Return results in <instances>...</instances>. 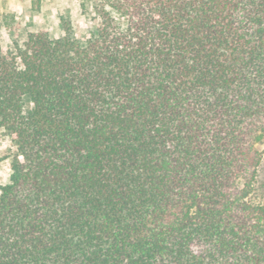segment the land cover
Listing matches in <instances>:
<instances>
[{
  "label": "trees",
  "instance_id": "trees-1",
  "mask_svg": "<svg viewBox=\"0 0 264 264\" xmlns=\"http://www.w3.org/2000/svg\"><path fill=\"white\" fill-rule=\"evenodd\" d=\"M93 13L0 41V264H264V0Z\"/></svg>",
  "mask_w": 264,
  "mask_h": 264
},
{
  "label": "rangeland",
  "instance_id": "rangeland-1",
  "mask_svg": "<svg viewBox=\"0 0 264 264\" xmlns=\"http://www.w3.org/2000/svg\"><path fill=\"white\" fill-rule=\"evenodd\" d=\"M98 0H0V41L4 50L13 42L23 43L27 34L46 30L53 38L63 36L62 19L69 20L76 38L84 40L94 30L97 19L93 6ZM255 147L262 154L253 201L264 205V136ZM13 147L0 128V186L9 180Z\"/></svg>",
  "mask_w": 264,
  "mask_h": 264
}]
</instances>
